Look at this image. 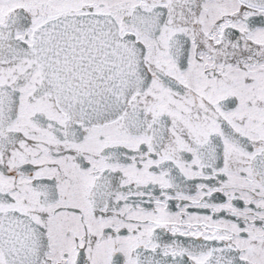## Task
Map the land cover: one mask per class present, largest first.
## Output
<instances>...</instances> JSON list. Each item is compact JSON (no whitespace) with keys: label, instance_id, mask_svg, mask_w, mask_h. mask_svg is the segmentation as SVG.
Here are the masks:
<instances>
[{"label":"snow or ice","instance_id":"snow-or-ice-1","mask_svg":"<svg viewBox=\"0 0 264 264\" xmlns=\"http://www.w3.org/2000/svg\"><path fill=\"white\" fill-rule=\"evenodd\" d=\"M0 264H264V0H0Z\"/></svg>","mask_w":264,"mask_h":264}]
</instances>
